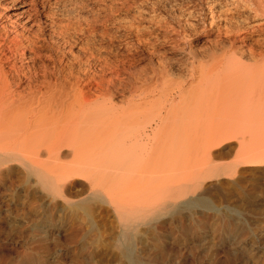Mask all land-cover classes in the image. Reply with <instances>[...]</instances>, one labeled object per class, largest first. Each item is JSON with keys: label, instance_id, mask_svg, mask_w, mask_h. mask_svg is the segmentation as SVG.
Listing matches in <instances>:
<instances>
[{"label": "bare ground", "instance_id": "6f19581e", "mask_svg": "<svg viewBox=\"0 0 264 264\" xmlns=\"http://www.w3.org/2000/svg\"><path fill=\"white\" fill-rule=\"evenodd\" d=\"M103 1L82 23L59 18L58 0H0V163L24 164L51 185L63 177L58 168L64 159L74 155L81 168L69 176L89 178L108 192L132 183L123 186L122 202L110 200L130 232L145 225L153 208L207 206L200 197L182 201L188 194L180 192L201 179L235 124L256 137L242 148L252 152L243 165L263 159L264 0H193L196 5L184 10L200 23L199 30L191 26L193 35L215 41L217 63L165 87L164 100L143 120L129 115L112 122L106 116L117 109L106 108L107 102L126 92L144 97L156 91L143 88L148 77H138L145 53L151 64L164 62L190 43L182 26L160 22L153 6L161 0H151V11L139 10L132 21L119 18L136 0Z\"/></svg>", "mask_w": 264, "mask_h": 264}, {"label": "rangeland", "instance_id": "374dc122", "mask_svg": "<svg viewBox=\"0 0 264 264\" xmlns=\"http://www.w3.org/2000/svg\"><path fill=\"white\" fill-rule=\"evenodd\" d=\"M93 1L58 0L55 8L59 18L85 23L105 5L103 0ZM106 1L107 6L110 5L111 0ZM149 1L136 0L133 2L136 7L131 5L127 13L129 18L122 11L119 20L132 21L139 10L151 11V5L155 4L154 0ZM179 1L161 0L160 5L156 2L160 7L156 4L153 8L160 22L182 26L190 45L167 54L168 61L154 59V64L145 53L146 59L138 66V77L143 80L148 77L143 88L156 91L144 97L126 92L124 99L118 97L112 103L107 102L106 108L112 104L117 109L106 116L110 122L129 115L143 120L164 100L160 96L165 87L170 89L172 83L182 82L189 73H198L200 65L210 70L217 63L215 41L207 42L206 38L197 39L193 35L191 26L199 30L200 23L187 13L196 1L189 0L190 5L187 0ZM179 12L186 14L182 13L180 19ZM240 125L235 124L237 129L227 134L230 141L212 151L213 156L206 165L208 169L201 170V179L180 192L188 194L181 199L184 202L194 196L206 199V207L183 205L180 209L169 207V210L156 207L145 225L130 232L124 230L115 205L127 197L122 192L123 186L126 188L132 183L108 192L95 186L93 180H87L89 178L69 176L76 168H81L76 161L73 164L74 155L65 158L58 168L64 178L51 185L43 183L24 164L0 163V264H132L136 261L139 264H264V155L258 160L260 164L243 165V159H249L252 152L249 155L242 148L256 137L250 138L246 125ZM240 128L247 136L240 134ZM212 161L215 166L210 164ZM112 199L116 204L110 202ZM125 235L133 239L124 238Z\"/></svg>", "mask_w": 264, "mask_h": 264}]
</instances>
